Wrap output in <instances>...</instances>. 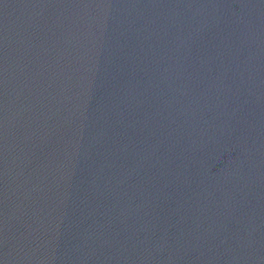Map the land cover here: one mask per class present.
<instances>
[{
	"label": "water",
	"instance_id": "95a60500",
	"mask_svg": "<svg viewBox=\"0 0 264 264\" xmlns=\"http://www.w3.org/2000/svg\"><path fill=\"white\" fill-rule=\"evenodd\" d=\"M0 264H264V0H0Z\"/></svg>",
	"mask_w": 264,
	"mask_h": 264
}]
</instances>
